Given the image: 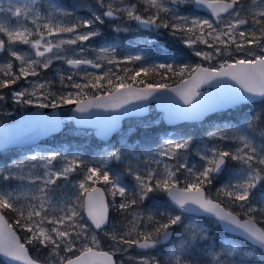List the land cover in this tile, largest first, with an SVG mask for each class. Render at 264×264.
I'll use <instances>...</instances> for the list:
<instances>
[{
    "label": "snow or ice",
    "instance_id": "obj_1",
    "mask_svg": "<svg viewBox=\"0 0 264 264\" xmlns=\"http://www.w3.org/2000/svg\"><path fill=\"white\" fill-rule=\"evenodd\" d=\"M181 5L208 15L182 14ZM71 7L38 0L0 7V109L69 105L78 121L103 109V136L121 110L153 98L171 102L170 123L203 122L220 110L232 115L201 134L124 141L91 160L62 147L0 152V256L9 264H264V0H92L80 6L88 8L84 16ZM129 22L170 30L216 65L120 60L112 44L92 46L106 27L130 32ZM137 61L145 63L131 75L126 67L124 75L114 71ZM173 77L174 86L165 83ZM205 84L215 91L202 92ZM46 118L29 119L44 126ZM9 131L0 130V149L16 138ZM201 215L223 227L219 243L194 222Z\"/></svg>",
    "mask_w": 264,
    "mask_h": 264
},
{
    "label": "rangeland",
    "instance_id": "obj_2",
    "mask_svg": "<svg viewBox=\"0 0 264 264\" xmlns=\"http://www.w3.org/2000/svg\"><path fill=\"white\" fill-rule=\"evenodd\" d=\"M41 1L42 4L47 5L50 2H56L59 3L61 6L68 7L69 10H72L73 5H76V12L78 15L84 16L88 12L87 7H80L81 5H88L92 2V0H38V2ZM17 0H0V7L7 8L10 4H16ZM182 14L185 15H198L207 17L206 14H203L201 11H198L194 9L193 5H181ZM183 9H188L187 11H183ZM129 26L131 27L130 32H119L120 34H126L129 35L133 32H138L139 30L143 29L146 31H151L153 34L152 36H148L146 38L138 37V36H132L129 37L126 40L123 41L120 37L119 38H113L114 41L111 43H105L100 45H92L93 47H100V46H106L107 44H112L116 47V55L117 58L122 60L125 56H134V55H141L145 58V61L147 64H159V63H174V64H185V63H195V64H203L205 66H215L216 62H206L203 61L200 57H196L192 50L187 47V45L183 44L180 40V37H172L170 35V30L167 29H144V28H137L136 24L134 22H129ZM105 35V31H104ZM163 37V39H161ZM168 46V47H167ZM200 49H203L204 45L198 46ZM145 61H137L135 63H128V64H121L119 68H114V71H117L119 74H124L120 69L122 68H128L130 70H136L138 69ZM55 68L63 69L64 66L61 62H56L54 65ZM107 67H112L106 65L105 70ZM88 71H92L88 69ZM95 72V71H94ZM49 76L52 75V72L48 73ZM57 86L59 87V84L57 83ZM36 107L35 105H13L9 104L7 107L0 109V111L10 112L11 115H0V120L4 123H8L11 121H14L18 118V116L27 110H30L32 108ZM62 119H63V130L60 134H57L53 136L50 139L45 140V143H52L54 145H57L58 141L60 139L68 140L70 136H79L84 139L83 143L80 145L79 148L73 147L71 145L64 146L62 148H65L69 151L75 152L79 151L85 159L91 160L96 157V154H98L103 149L108 148L110 145L114 146L116 148L121 147V145L124 143V141L129 142L130 134L135 131L139 127H150V126H159L161 123H163V116L160 111H158L155 107H152L151 113L145 117V118H131L128 119L124 125V128L122 131H120V134L115 137L116 141L115 143H111L108 146H104L102 148H99L100 143L99 141L94 137L93 130L91 129H83L78 128L75 126L73 119H72V111L71 108L63 109L61 112ZM181 131L179 128L174 131L178 132ZM158 142V141H157ZM44 143V144H45ZM130 144V143H128ZM134 145V144H130ZM46 145H41V147L45 148ZM84 146H90L93 151V155H89L85 149H83ZM60 147V146H59ZM26 150H19L18 152H25ZM13 153H16L15 151L10 152H3L4 156H11ZM115 167V166H114ZM151 207V202L148 207L145 208V211L148 210V208ZM201 217H194V222H199L207 227L205 222L203 220H200ZM170 247V246H169ZM104 249L107 250L106 245H104ZM170 249V248H169ZM169 251V250H168ZM161 253V251H160ZM159 253V255H160ZM165 257L167 256V253L163 251ZM164 255H160L161 257H164ZM164 257V258H165ZM0 264H5L1 258H0Z\"/></svg>",
    "mask_w": 264,
    "mask_h": 264
},
{
    "label": "water",
    "instance_id": "obj_3",
    "mask_svg": "<svg viewBox=\"0 0 264 264\" xmlns=\"http://www.w3.org/2000/svg\"><path fill=\"white\" fill-rule=\"evenodd\" d=\"M195 9L208 14L207 9L196 8V7ZM205 67H208V66H205ZM170 86H174V84ZM200 90L205 93H210V92L215 91V89L211 85H208V84L201 85ZM167 95L170 97L175 96V94L173 93H168ZM170 103L171 102L167 100L166 98H160V99L153 98V99H149L146 102H143V105H140L133 110H130L127 112H124L123 110H121L123 114L117 117L118 122L116 124V127L111 132H109L107 136H103L99 132V126L103 123V120H102L103 116L107 115V113H105L103 109L92 110L93 113L97 114L93 119H90L88 121H78V120L73 119V121L77 127L94 129V135L96 136V138H98L100 141H103L104 143H107L115 134H117L120 130H122L124 123L127 119L144 117L150 114L151 107L153 104L155 105V108L158 111L162 112L163 122L168 126H176V125L183 124V123H200V121H176L174 123H170L165 114V108L169 106ZM71 107H74V106H71ZM127 107L131 108L132 106H127ZM220 112H224V110H220L217 112L207 114V116L203 119V121L208 116H211L213 114L220 113ZM33 113H41L43 116L47 117L46 119L49 121V123L43 126V124L41 123H36V122L31 121L29 118L31 114ZM73 115L74 113L72 112V116ZM56 120L59 122H57ZM19 124L24 125L23 130L17 129L16 126ZM0 130H10L9 135L16 137L13 141L9 142L5 148L0 149V152H2L5 150L14 149V148L16 149L29 148V147L38 145L44 139H47L54 134L60 133L63 130V121L60 115L59 108L54 109V108L35 107L29 111H25L21 113L20 116L15 121H12L9 123H3L0 120ZM201 216L209 217L207 215H201ZM219 226L224 232L223 227L221 225ZM0 257L2 258V260L5 261L6 264H9V261L7 258L3 256H0Z\"/></svg>",
    "mask_w": 264,
    "mask_h": 264
},
{
    "label": "trees",
    "instance_id": "obj_4",
    "mask_svg": "<svg viewBox=\"0 0 264 264\" xmlns=\"http://www.w3.org/2000/svg\"><path fill=\"white\" fill-rule=\"evenodd\" d=\"M185 64H192L195 65V63H185ZM133 70H130L128 75L132 74ZM120 75H124V74H120ZM138 79H145V77L143 75H141V77H139ZM147 79L151 80V77H148ZM155 79H159V76L155 77ZM176 81V78L173 77L171 79H165V83L172 85L174 84ZM58 87V86H57ZM245 111H248L247 109H245ZM232 115V113L230 112H221V113H217L212 115L211 117L213 118L211 121H209V119L207 118L205 121L199 123V124H181L177 127H169L166 126L164 123H161V125L159 126H150V127H139L137 128L135 131H133L130 134V139H129V143L138 145V144H142L146 141H158L159 137H162L165 135V133H174L175 130H177L178 128L181 131H188L191 133H196V134H201L203 129H206L207 126L209 125V123H223L224 120H226L228 117H230ZM218 117H224V120L222 119H218ZM84 139L79 137V136H70V138L68 140L65 139H60L57 143V145H54L52 143H45L43 145H46L45 147L47 148H53V147H64V146H68L71 145L73 147H77L79 148L80 145L83 143ZM83 149L86 150V152L91 155L93 153L92 148L90 146H84ZM114 166H116L114 164ZM218 186V185H217ZM212 192H215V189H212ZM146 205L148 207V205H150V202H146ZM12 214H9V216L11 217ZM111 216L114 220H118L119 216L113 212H111ZM200 220H203L205 222V224L207 225V228L209 229L210 232V236L212 240H215L217 243H219V241L221 240L222 236H223V232L221 230V228L219 227L218 224H216L214 222L213 219L210 218H206V217H201ZM10 222H12L11 218L9 219ZM170 246V245H169ZM167 246V247H169ZM166 247V246H165ZM32 255H36V253H32ZM165 257V255H164ZM162 257V258H164Z\"/></svg>",
    "mask_w": 264,
    "mask_h": 264
},
{
    "label": "flooded vegetation",
    "instance_id": "obj_5",
    "mask_svg": "<svg viewBox=\"0 0 264 264\" xmlns=\"http://www.w3.org/2000/svg\"><path fill=\"white\" fill-rule=\"evenodd\" d=\"M38 3L42 4L41 1H39ZM134 24H135V22H134ZM104 31H105V35H104L105 39L104 40H96V41L93 42V45L111 43V42L114 41L115 38H119V42H120V37L124 41L125 39H127L129 37H132L133 35L134 36H138L139 38L140 37L146 38L148 36H152L153 35L151 33V31H146V30H143V29L139 30L138 32H133V33H131L129 35L120 34L119 32H115L112 27H106L104 29ZM125 42H126V40H125ZM162 251H166V250L165 249H161V252Z\"/></svg>",
    "mask_w": 264,
    "mask_h": 264
},
{
    "label": "bare ground",
    "instance_id": "obj_6",
    "mask_svg": "<svg viewBox=\"0 0 264 264\" xmlns=\"http://www.w3.org/2000/svg\"><path fill=\"white\" fill-rule=\"evenodd\" d=\"M150 113H151V111H150ZM148 115H149V114H148ZM148 115H147V116H148ZM147 116H144V117H138V118H145V117H147ZM199 217H203V216H199Z\"/></svg>",
    "mask_w": 264,
    "mask_h": 264
}]
</instances>
